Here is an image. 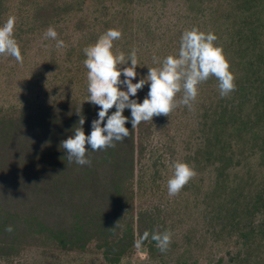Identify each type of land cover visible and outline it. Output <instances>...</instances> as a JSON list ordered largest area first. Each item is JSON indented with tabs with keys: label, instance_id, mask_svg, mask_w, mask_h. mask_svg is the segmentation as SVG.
Listing matches in <instances>:
<instances>
[{
	"label": "trees",
	"instance_id": "16d2710c",
	"mask_svg": "<svg viewBox=\"0 0 264 264\" xmlns=\"http://www.w3.org/2000/svg\"><path fill=\"white\" fill-rule=\"evenodd\" d=\"M159 1L167 0H0V23L17 18L23 58L50 25L64 41L57 48L45 39L39 61L23 63L26 93L8 88L0 97V264H61L59 255H87L91 246L104 264H122L146 230L165 229L167 251L151 236L142 244L157 264H198L203 248L214 264H264V0H181L182 20L164 28L149 13ZM192 26L215 33L236 85L221 97L209 77L191 106L181 105L183 161L195 175L166 204L153 201L162 157L152 160L153 118L126 123L129 135L88 153L90 165L69 163L60 142L79 115L87 135L98 109L86 101L83 48L119 29L113 51L135 48L137 72L146 74L152 57L175 54Z\"/></svg>",
	"mask_w": 264,
	"mask_h": 264
},
{
	"label": "clouds",
	"instance_id": "9594fccd",
	"mask_svg": "<svg viewBox=\"0 0 264 264\" xmlns=\"http://www.w3.org/2000/svg\"><path fill=\"white\" fill-rule=\"evenodd\" d=\"M16 17L9 15L0 23V55L13 57L23 62L20 45L15 38ZM53 26L44 32L45 39L55 41L57 48L64 47ZM119 29L109 28L101 33L96 41L83 48L84 67L87 69L86 101L98 106L96 118L90 122V132L85 135V117L79 115V127L60 142L69 163L80 166L90 165L88 153L114 147L129 135V128L142 121H152L154 116L168 114L178 105L191 106L198 95V86L215 77L221 97L235 90V76L217 43L212 31H202L197 26L187 28L180 34L179 47L175 54L163 58L152 57L154 67L147 68L146 74L137 72V50L127 54L114 52L113 42L121 37ZM147 85L148 91L141 99L139 90ZM182 96L177 100V94ZM113 111L109 112L110 109ZM130 115L125 116V110ZM88 146L87 148L85 146ZM173 174L167 180L169 195L177 194L195 175V170L184 161L172 162ZM11 232L12 226L6 227ZM151 236L161 252L167 251L171 242V232L145 231L136 242L141 247L143 241Z\"/></svg>",
	"mask_w": 264,
	"mask_h": 264
},
{
	"label": "rangeland",
	"instance_id": "374dc122",
	"mask_svg": "<svg viewBox=\"0 0 264 264\" xmlns=\"http://www.w3.org/2000/svg\"><path fill=\"white\" fill-rule=\"evenodd\" d=\"M17 1V0H12ZM181 0H167L155 2L151 8L150 18L153 20V24L156 26L157 23L162 25V27H167L170 23H174L176 18L180 15ZM182 20V19H181ZM171 26V25H170ZM161 28V30L163 29ZM172 32V31H171ZM169 32V33H171ZM45 39L38 37L36 40L31 41L30 48L28 50L27 56L23 58L22 63L14 64V60L8 61L7 56H3L4 63L0 66V97L4 96L5 91L8 88H13L16 96H19L22 91L27 92L26 86H29L27 81V76L22 72L23 63L31 61L36 63L39 61V49L44 47L43 41ZM38 83H42L38 81ZM147 85L137 93L139 98H143L147 93ZM182 96V92L177 94V100ZM11 97V94H10ZM2 101V100H0ZM187 115L184 113L181 105H178L171 112L166 114H160L153 117L154 121V137L152 138V143L150 150L152 152V160L156 159L158 156H162L158 162V170L161 174V179L158 182L159 190L157 195L152 196L154 202L161 201L164 204L170 201L173 195H169L167 190V180L173 174L172 162L173 161H183L186 153L187 147V129L186 128ZM160 163V164H159ZM161 194V195H159ZM149 199L137 200L138 204L147 203ZM141 249L145 247H137L135 254L132 258H127L122 264H157V259H149L146 253L140 252ZM174 249V248H173ZM217 248H213L211 251L216 252ZM218 250V249H217ZM90 251H94L93 247H90ZM88 252L87 255H59L57 261L61 264H104L99 256L95 253ZM203 254L199 256L198 264H214L207 258L208 249H202ZM170 257H173L171 255ZM213 257V256H212Z\"/></svg>",
	"mask_w": 264,
	"mask_h": 264
},
{
	"label": "water",
	"instance_id": "95a60500",
	"mask_svg": "<svg viewBox=\"0 0 264 264\" xmlns=\"http://www.w3.org/2000/svg\"><path fill=\"white\" fill-rule=\"evenodd\" d=\"M140 252H142V253H145V249H141V251Z\"/></svg>",
	"mask_w": 264,
	"mask_h": 264
}]
</instances>
